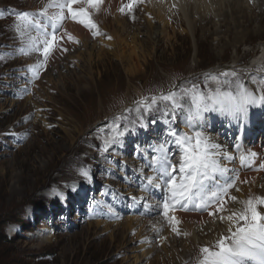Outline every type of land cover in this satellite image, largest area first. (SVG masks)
Segmentation results:
<instances>
[{"label": "rangeland", "instance_id": "374dc122", "mask_svg": "<svg viewBox=\"0 0 264 264\" xmlns=\"http://www.w3.org/2000/svg\"><path fill=\"white\" fill-rule=\"evenodd\" d=\"M251 1L246 4L250 15H260L258 4ZM1 6L33 8L29 0H0ZM145 7L133 11L134 19L119 12L128 28L122 44L117 45L119 37L107 38V44L99 43L90 60L83 49L55 60L40 84L31 86L34 93L21 101L0 93V226L7 238L0 245V264H158L155 254L142 256L146 246L140 240L145 237L138 225L127 233L121 225L107 230L105 224L99 228L91 225L98 222L90 216L89 208L103 196L104 189L107 195L102 201L111 199L123 209L122 198L127 202L120 193L128 189L114 176L120 169L117 163L122 162L115 159L111 146L103 150V138L109 135L113 117L134 107V101L142 96L179 90L186 85L185 80L193 78L205 84L203 79L211 71L244 73L264 68V8L261 20L253 24L248 21L251 16L244 13L240 21L234 19L226 26L239 27L238 33L224 25L223 32L228 35L217 38L214 25L193 28L181 23L178 14L177 19L163 24ZM223 9L225 13L230 7ZM106 13V23H115L113 15ZM125 26L119 25L121 31ZM164 27L169 39L159 34ZM15 40L12 25L1 22L0 45ZM120 46L126 49L122 59L117 50ZM258 60L263 62L256 63ZM26 61L0 60V90L10 91L8 85H19L18 76ZM60 62L68 63L67 68L59 67L61 77L56 70ZM16 137L21 142H15ZM81 170L89 172L91 182ZM72 199L76 200L73 210ZM53 209L58 214L47 219L44 214ZM62 210L66 212L64 223L60 221ZM203 231L201 228V238L208 234ZM159 239L153 240V248H160ZM200 247L194 256L178 264L195 262ZM167 264L177 263L167 259Z\"/></svg>", "mask_w": 264, "mask_h": 264}, {"label": "snow or ice", "instance_id": "6c2138e0", "mask_svg": "<svg viewBox=\"0 0 264 264\" xmlns=\"http://www.w3.org/2000/svg\"><path fill=\"white\" fill-rule=\"evenodd\" d=\"M41 3L42 7L36 12L15 13L16 32L22 40L27 36L19 52L23 55L35 53L42 57L29 66L33 80L39 78L40 72L46 70L49 60L55 58L57 53L68 51V48L63 46L65 40L79 43L77 38L64 28L67 20L82 25L93 37L103 35L93 16L101 11L105 0H41ZM138 3H143V0H128L127 3H122L118 11L134 19L133 10ZM2 58L0 56V59ZM259 71L264 72V68ZM205 79L216 83L214 91L203 92L193 84L191 88L170 90L158 96H142L134 101V107L126 108L124 113L113 117L108 126L109 135L103 138V150L107 151L112 144H119L129 131L127 124L123 127L120 124L121 120H128L126 114L135 113L134 123L146 128L143 114L153 111L158 101L166 105L165 116L174 118L177 110L184 109L181 101L187 98L189 108L186 124L193 128L192 133L178 132L173 127L167 128V138L149 146L150 159L143 150L139 147L137 149V154L148 161V167L155 173L144 176L143 169L139 170V191H162L160 203L154 209L147 197L130 196L129 207H142L144 213L157 211L176 236L190 235L179 228L182 223L176 215L179 211L206 213L212 218V223L217 220L226 223L228 234L220 235L212 247H201L197 264H264V196L249 195L246 200H238L237 196L231 194V190L239 192L240 184L254 183V179L242 181L239 172L229 167L232 161L238 159L242 167L254 171L264 170V155L252 150L242 151L239 141L233 145L236 150L234 154L226 145L216 143L193 123L202 120L207 112L218 111L236 120L242 131L247 125L251 109L264 108V77L251 79L256 90L241 82L239 73L235 70L209 75ZM172 146L179 153L176 163L172 160L175 153H170ZM257 159H260L261 163L258 167H253ZM80 174L91 182L92 177L87 170H81ZM229 203H240L242 208L231 209L228 207ZM166 239L167 237H160L161 241Z\"/></svg>", "mask_w": 264, "mask_h": 264}, {"label": "bare ground", "instance_id": "6f19581e", "mask_svg": "<svg viewBox=\"0 0 264 264\" xmlns=\"http://www.w3.org/2000/svg\"><path fill=\"white\" fill-rule=\"evenodd\" d=\"M121 1L122 0H105L104 6L102 7L101 11L96 16L97 20L102 25V29L106 31V36L101 39L93 40L82 29L78 27H72V24H70L69 26H71V33H74V36L80 42L79 47L75 46L71 49V51L83 49L85 51V54L89 57V60H90L92 57V54L97 51L98 44L106 43L104 40H106L108 37H111L112 38L111 40L113 39L115 40V38L119 37L120 40L117 41V45L123 43L124 42L123 35H124V32L127 33L128 28L125 26V23H126L125 19L120 18L121 15L119 14V11H118ZM252 1H256V3L258 4L260 15H255V16L250 15L249 7L246 5L248 4L247 0H172V1L171 0H147L146 3L143 5L146 6L145 10H147V12L154 14L156 18L160 20V22L163 24L165 20L168 22L169 20H172L174 18L177 19L178 17L177 16L175 17V14H178L179 16L178 19L181 20V23H186L189 26H192L193 28L199 25H204V24L216 26V29L213 34L217 38H222V36L225 37L226 35H228L227 32H223L222 27L224 25H225L224 28L231 29V31H233L234 34L239 32L238 31L239 27L233 26V28H231V27H226V26L228 24H231L232 20L234 19H236L237 21H240L242 19L241 15H243L244 13L247 15V17L248 15L251 16V17H248L249 19L248 21H250L253 24L257 20H261L260 18L263 15V14L261 15V13L264 8V0H252ZM172 4L175 6L174 7L175 11L172 9ZM31 5H33L34 9H38L41 7L42 3H41V0H29V6ZM225 5H228L230 9L232 7L234 11L232 9L231 10L227 9V11L223 13V10H224L223 6ZM105 12L107 13L110 12L111 15H113L114 20L112 21L115 23H106L107 17L104 14ZM116 23H118L119 25L121 24L123 28L125 26L126 29H123V31H121V29L119 28V25H118V28L115 26ZM218 25L220 26L219 28H218ZM262 31L264 32V30ZM139 33H142V32H139ZM159 34L161 36H166L169 39V34H168L167 29L165 30V27L160 29ZM235 37L238 38L237 35ZM244 39L245 38L243 36V40ZM132 42L134 44H138L136 43L135 40H133ZM117 50L120 51L118 52V56L121 59L124 58L126 49L123 46H120L118 47ZM73 58H78V57L76 56ZM255 62L262 63L263 61L261 62L260 60H258ZM63 65H66L65 67L67 68L68 63L60 62L59 64H57L56 70L60 77H61V71H58V70H59V67ZM208 129H210L209 126H208ZM254 177H255L254 183H249L248 185L240 184L239 187L241 190L239 192L237 191L234 192V195L238 197V200H246L249 197V195L264 196V187L261 186V185H264V176L255 175ZM231 208L239 210L242 208V205L240 203H235L234 205L231 206ZM180 216L182 217L183 231L190 233L189 236H186V237L183 236V238L181 239H177L175 236L171 235L166 229H164L162 233H157V229L164 228L163 223L158 218L138 219V218L128 217V218H125L122 221V223L120 224L117 223L115 225L117 228H119V226L121 225L123 227L122 230L125 233L130 232V231H135V228L138 225L140 227V230L138 231H140V235L142 237H145L146 241L148 240L153 241L157 238H160L161 236L167 237V239L164 241L160 240L159 249L153 248L152 245H145L146 247H143L144 249H146V252L142 256H146L147 258H149L153 254H155L156 255L155 261L158 262V264H167V259H170L177 264L179 262L184 263L188 259L189 256H192V255L194 256L196 254L195 253L196 250L201 245H205V246L210 245L211 243L215 242L219 238L220 235L227 233L226 231L227 224L222 223L219 220H217L215 223H212V218H209L207 216H203V217H199L196 215H180ZM101 224L103 225V223L98 222L97 224H91V225L99 228ZM205 224H207L208 226H204ZM112 226L113 225L111 224L109 226L108 224H105L104 229L107 230L109 227H112ZM202 227L204 231L208 233L207 235H205V238H201L202 236H201L200 229ZM45 239L49 240V238H45V237H42L41 240L44 241ZM121 240H123V237L121 238Z\"/></svg>", "mask_w": 264, "mask_h": 264}, {"label": "trees", "instance_id": "16d2710c", "mask_svg": "<svg viewBox=\"0 0 264 264\" xmlns=\"http://www.w3.org/2000/svg\"><path fill=\"white\" fill-rule=\"evenodd\" d=\"M3 230H4L3 226H0V245L2 243L7 242V238H6V236H4Z\"/></svg>", "mask_w": 264, "mask_h": 264}]
</instances>
